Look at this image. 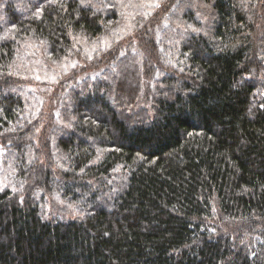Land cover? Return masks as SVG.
<instances>
[{"label":"trees","instance_id":"obj_1","mask_svg":"<svg viewBox=\"0 0 264 264\" xmlns=\"http://www.w3.org/2000/svg\"><path fill=\"white\" fill-rule=\"evenodd\" d=\"M0 140V264H264V0H0Z\"/></svg>","mask_w":264,"mask_h":264},{"label":"rangeland","instance_id":"obj_2","mask_svg":"<svg viewBox=\"0 0 264 264\" xmlns=\"http://www.w3.org/2000/svg\"><path fill=\"white\" fill-rule=\"evenodd\" d=\"M83 1L87 3L94 2V0ZM42 64V62H39L30 65V68H35L32 77H20V82L22 84H25L23 87L24 91L21 95L25 102V106L28 110L30 107H33L34 110L36 109V115L41 112L44 105V101L39 94L40 92L38 86L39 84L44 83L45 80H51L52 78H54L52 76V73H48L49 68L44 67ZM30 79H32V82L30 81ZM36 145L39 146L38 141L36 142ZM18 155L19 153L15 152L12 149L6 150L0 140V192L5 190L11 191L12 193L15 192L14 187L16 184V179L19 176L17 175V171H15L16 167H18ZM52 199L55 202H58L55 196L52 197Z\"/></svg>","mask_w":264,"mask_h":264}]
</instances>
